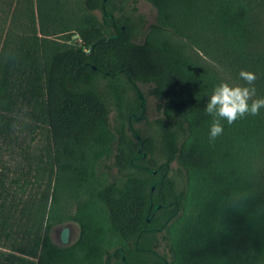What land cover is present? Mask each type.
<instances>
[{"label":"trees","instance_id":"obj_1","mask_svg":"<svg viewBox=\"0 0 264 264\" xmlns=\"http://www.w3.org/2000/svg\"><path fill=\"white\" fill-rule=\"evenodd\" d=\"M138 1L155 10L144 29ZM29 13L31 34L0 47V264H264V109L215 140L205 111L241 70L264 97V0ZM138 90L157 102L147 130Z\"/></svg>","mask_w":264,"mask_h":264},{"label":"rangeland","instance_id":"obj_2","mask_svg":"<svg viewBox=\"0 0 264 264\" xmlns=\"http://www.w3.org/2000/svg\"><path fill=\"white\" fill-rule=\"evenodd\" d=\"M36 0H0V47L5 40H18L20 37L31 34L32 22L30 21L29 11L34 8ZM138 13L141 14L146 25L155 20V10L147 2L142 1L136 4ZM156 100L152 96H147L144 101V118L136 121L133 126L140 130H147L148 122L157 117ZM176 168L175 165H172ZM174 173V172H173ZM69 227V241L63 244L60 241V232L63 227ZM78 236V226L72 221L56 225L51 230L53 242L59 246L72 244Z\"/></svg>","mask_w":264,"mask_h":264},{"label":"clouds","instance_id":"obj_3","mask_svg":"<svg viewBox=\"0 0 264 264\" xmlns=\"http://www.w3.org/2000/svg\"><path fill=\"white\" fill-rule=\"evenodd\" d=\"M239 77L245 82L243 85L222 81L214 87L207 100L205 111L213 117L209 129L212 140L223 134L221 120L231 125L246 116H258L264 109V97L257 96L255 73L241 70Z\"/></svg>","mask_w":264,"mask_h":264},{"label":"water","instance_id":"obj_4","mask_svg":"<svg viewBox=\"0 0 264 264\" xmlns=\"http://www.w3.org/2000/svg\"><path fill=\"white\" fill-rule=\"evenodd\" d=\"M111 37H114V35H112V36H108L107 38H106V40H108L109 38H111ZM91 48H92V45L90 46V48L88 49V51H87V53H89L90 51H91ZM139 98H142V95L141 94H139ZM143 104H144V100L143 99H141V101H140V106L142 107V109H143ZM133 116V115H132ZM152 174H154L155 172H156V170H151L150 171ZM154 188V185H152V189ZM151 205V204H150ZM161 207V205H155L154 206V208H153V212L154 211H156V210H158L159 208ZM147 221H149L150 220V216H147ZM60 241H61V243H63V244H67L68 243V241H69V227L68 226H65V227H63L62 228V230H61V232H60ZM123 254V253H122Z\"/></svg>","mask_w":264,"mask_h":264},{"label":"flooded vegetation","instance_id":"obj_5","mask_svg":"<svg viewBox=\"0 0 264 264\" xmlns=\"http://www.w3.org/2000/svg\"><path fill=\"white\" fill-rule=\"evenodd\" d=\"M140 2H142V1H138L137 4L140 3ZM136 7H137V6H136ZM137 12H138V9H137ZM138 14H139V13H138ZM143 18H144V17H143ZM148 25H149V24H148ZM148 25H146V21H145V19H144L143 29L146 28ZM139 94H140V93H139V90H138V96H139ZM140 99H143L144 101H146V97L143 98V96H142V98H140ZM144 112H145V107L143 108L142 114H144Z\"/></svg>","mask_w":264,"mask_h":264}]
</instances>
